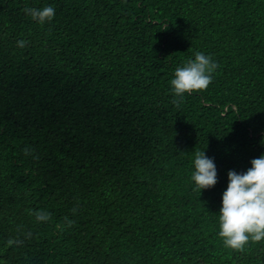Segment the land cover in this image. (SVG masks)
Masks as SVG:
<instances>
[{
    "label": "trees",
    "instance_id": "1",
    "mask_svg": "<svg viewBox=\"0 0 264 264\" xmlns=\"http://www.w3.org/2000/svg\"><path fill=\"white\" fill-rule=\"evenodd\" d=\"M197 52L218 67L177 107ZM261 155L264 0H0V264H264L219 237L229 171Z\"/></svg>",
    "mask_w": 264,
    "mask_h": 264
},
{
    "label": "clouds",
    "instance_id": "2",
    "mask_svg": "<svg viewBox=\"0 0 264 264\" xmlns=\"http://www.w3.org/2000/svg\"><path fill=\"white\" fill-rule=\"evenodd\" d=\"M25 13L41 25L51 22L55 9L46 6L41 9L25 8ZM26 41H18L23 48ZM217 63L210 56L201 52L195 53V59H189L182 67H177L171 86L176 99L173 103L179 106L185 93L201 92L212 83V74L217 69ZM32 149L25 147V155H31ZM251 168L242 174L235 171L228 173V186L222 196V207L219 214V237L224 246L243 252L245 246L252 242L264 240V155L251 161ZM195 172L191 179L197 190L213 187L217 183V171L212 159L205 152L196 151L194 154ZM75 212V209H73ZM30 214L35 215L37 222H47L51 214L40 210ZM68 226L73 221L64 218ZM59 227V225H58ZM30 235V234H29ZM9 245L22 244L21 240H9Z\"/></svg>",
    "mask_w": 264,
    "mask_h": 264
}]
</instances>
